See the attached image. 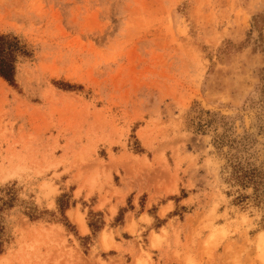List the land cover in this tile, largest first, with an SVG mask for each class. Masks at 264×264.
<instances>
[{
	"label": "rangeland",
	"instance_id": "374dc122",
	"mask_svg": "<svg viewBox=\"0 0 264 264\" xmlns=\"http://www.w3.org/2000/svg\"><path fill=\"white\" fill-rule=\"evenodd\" d=\"M0 36V264H264V0H0Z\"/></svg>",
	"mask_w": 264,
	"mask_h": 264
},
{
	"label": "trees",
	"instance_id": "16d2710c",
	"mask_svg": "<svg viewBox=\"0 0 264 264\" xmlns=\"http://www.w3.org/2000/svg\"><path fill=\"white\" fill-rule=\"evenodd\" d=\"M6 38L0 36V75L8 81H11L12 77V66L9 64L8 54L5 53Z\"/></svg>",
	"mask_w": 264,
	"mask_h": 264
},
{
	"label": "bare ground",
	"instance_id": "6f19581e",
	"mask_svg": "<svg viewBox=\"0 0 264 264\" xmlns=\"http://www.w3.org/2000/svg\"><path fill=\"white\" fill-rule=\"evenodd\" d=\"M1 80V79H0ZM2 81V80H1ZM82 226H83V224H82Z\"/></svg>",
	"mask_w": 264,
	"mask_h": 264
}]
</instances>
